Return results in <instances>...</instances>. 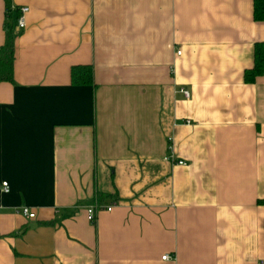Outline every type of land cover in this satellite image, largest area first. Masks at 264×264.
Here are the masks:
<instances>
[{
	"label": "crops",
	"instance_id": "crops-1",
	"mask_svg": "<svg viewBox=\"0 0 264 264\" xmlns=\"http://www.w3.org/2000/svg\"><path fill=\"white\" fill-rule=\"evenodd\" d=\"M4 27L0 264H264L252 0H0Z\"/></svg>",
	"mask_w": 264,
	"mask_h": 264
},
{
	"label": "trees",
	"instance_id": "trees-1",
	"mask_svg": "<svg viewBox=\"0 0 264 264\" xmlns=\"http://www.w3.org/2000/svg\"><path fill=\"white\" fill-rule=\"evenodd\" d=\"M252 17L255 21H264V0H252ZM5 29V41L0 45V81H12L13 39L9 29ZM264 72V43L254 45L253 66L245 71V79L252 80L254 76ZM70 80L73 84H84L91 81L89 66L78 65L70 68Z\"/></svg>",
	"mask_w": 264,
	"mask_h": 264
},
{
	"label": "built area",
	"instance_id": "built-area-1",
	"mask_svg": "<svg viewBox=\"0 0 264 264\" xmlns=\"http://www.w3.org/2000/svg\"><path fill=\"white\" fill-rule=\"evenodd\" d=\"M12 10L13 12L16 13V18H15V27L16 28H23L24 27V13L27 11V7L26 6H19V7H15V6H9V8H7V10ZM176 54H179V51L176 50L175 51ZM179 93H181L185 98L188 97L189 93L187 90L183 89V88H179L178 90ZM168 159L173 163V164H183V161L181 160H173L172 156L169 155ZM0 190L3 193H6L8 191V184L6 181H1L0 182ZM113 206V203L108 204L106 206L103 205H98L96 208L90 206L86 209V218L89 221H93L94 220V211L95 209L98 210H110L111 207ZM15 212L19 215H21L24 218H33L34 217V213L32 211L29 210L28 207L26 206H19L15 208ZM171 255L170 254H163L161 256V259H170Z\"/></svg>",
	"mask_w": 264,
	"mask_h": 264
}]
</instances>
